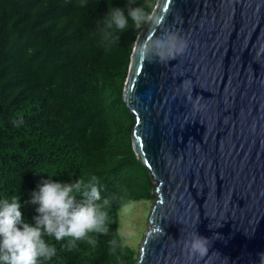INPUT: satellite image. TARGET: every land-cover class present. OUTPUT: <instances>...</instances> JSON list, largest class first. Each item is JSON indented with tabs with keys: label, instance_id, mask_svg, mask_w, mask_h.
I'll return each instance as SVG.
<instances>
[{
	"label": "water",
	"instance_id": "obj_1",
	"mask_svg": "<svg viewBox=\"0 0 264 264\" xmlns=\"http://www.w3.org/2000/svg\"><path fill=\"white\" fill-rule=\"evenodd\" d=\"M170 34L188 48L161 63ZM127 80L133 148L159 196L136 264H259L264 0H158ZM199 236L210 241L203 253L192 249Z\"/></svg>",
	"mask_w": 264,
	"mask_h": 264
},
{
	"label": "trees",
	"instance_id": "obj_2",
	"mask_svg": "<svg viewBox=\"0 0 264 264\" xmlns=\"http://www.w3.org/2000/svg\"><path fill=\"white\" fill-rule=\"evenodd\" d=\"M157 1L0 0V201L20 197L25 219L33 222L37 206L28 201L42 181L87 183L93 175L100 179L102 200L115 197L104 207L109 233L99 235L95 247L77 241L69 248L67 239L45 236L57 253L40 264L138 261L121 236L118 209L121 197L146 200L140 177L149 170L134 151L136 119L124 100L146 24L136 28L130 21L121 34L104 18L110 7L127 12L144 6L150 7L149 20ZM146 183L150 195L153 183Z\"/></svg>",
	"mask_w": 264,
	"mask_h": 264
},
{
	"label": "clouds",
	"instance_id": "obj_3",
	"mask_svg": "<svg viewBox=\"0 0 264 264\" xmlns=\"http://www.w3.org/2000/svg\"><path fill=\"white\" fill-rule=\"evenodd\" d=\"M152 7V5H151ZM150 7L137 6L127 12L118 7H110L108 15L104 18L108 27L115 26L119 33H123L131 26L140 28L148 22ZM159 40V38H154ZM164 54L155 53L159 62L165 63L183 55L188 42L176 34H170L167 41H160ZM145 59L153 55L152 49L144 50ZM191 81H184L181 88L186 90ZM191 99V97H189ZM200 97H197L199 100ZM195 107V105H194ZM100 179L93 175L86 183L80 178L75 183H66L57 179H46L32 193L28 203L37 206V215L32 217L33 222H28L21 209L20 197L12 196L11 200L0 201V264H40V258L51 260L57 253L53 244L47 243L45 236L57 242L67 239L69 248L76 247L77 241H85L96 246L99 235L109 233L110 217L104 210L110 206L111 199L102 200ZM82 200L77 201V197ZM102 203H98L101 202ZM131 205V201L121 197L118 211L123 212ZM95 233L97 236H91ZM111 251L118 247L117 240H109ZM209 238L199 236L192 244L195 252L206 251ZM259 264H264V252L258 253Z\"/></svg>",
	"mask_w": 264,
	"mask_h": 264
},
{
	"label": "rangeland",
	"instance_id": "obj_4",
	"mask_svg": "<svg viewBox=\"0 0 264 264\" xmlns=\"http://www.w3.org/2000/svg\"><path fill=\"white\" fill-rule=\"evenodd\" d=\"M149 178L153 183V189H149L150 195L154 196L153 200H151L152 197H149L150 195L147 193L148 189H146V181H148ZM140 182L143 191H145L146 200L132 202L129 208L123 212H119L121 236L124 243L137 253L138 260L142 254V248L147 234L152 227L151 214L153 208L159 199L156 192L157 184L150 172L143 173L140 177Z\"/></svg>",
	"mask_w": 264,
	"mask_h": 264
}]
</instances>
